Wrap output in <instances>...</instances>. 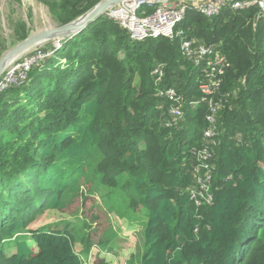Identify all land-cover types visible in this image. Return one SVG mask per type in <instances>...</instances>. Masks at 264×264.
Returning a JSON list of instances; mask_svg holds the SVG:
<instances>
[{
	"label": "trees",
	"instance_id": "obj_1",
	"mask_svg": "<svg viewBox=\"0 0 264 264\" xmlns=\"http://www.w3.org/2000/svg\"><path fill=\"white\" fill-rule=\"evenodd\" d=\"M39 1L60 25L99 0ZM175 28L227 58L214 137L204 135L206 104H189L200 99L201 75L179 40L131 42L105 15L61 41L25 85L0 93V264H83L92 247L108 245V213L139 224L138 264H264V13L189 10ZM157 63L182 98L176 126L164 127L167 104L154 97ZM90 165L113 198L105 210L94 204ZM76 199L91 200L93 222L80 253L67 228L29 227Z\"/></svg>",
	"mask_w": 264,
	"mask_h": 264
},
{
	"label": "built area",
	"instance_id": "obj_2",
	"mask_svg": "<svg viewBox=\"0 0 264 264\" xmlns=\"http://www.w3.org/2000/svg\"><path fill=\"white\" fill-rule=\"evenodd\" d=\"M252 6L257 7L259 13H264V0H176L174 2L171 0H126L109 7L103 15L117 23L126 32L131 42H143L157 38H166L170 41L179 40L182 57L200 70L201 78L198 84L200 99L189 104L192 106L199 103L206 104L205 119L207 126L204 129V135L211 138L216 134L215 122L217 113L223 106L222 99L228 96L227 93H224L223 97L215 98V94L222 84V78L227 67V58L214 45L189 38L182 31H176L175 27L189 10L199 12L206 17H212L220 14L226 7L237 10ZM145 8L152 10L146 12ZM57 46L55 47L57 48ZM23 56H27V54ZM19 59L16 61L18 62ZM32 61L31 58H27L25 65ZM17 62L10 70L5 69L1 74L0 93L9 87L10 80L4 74L13 72ZM151 76L154 97L159 100L158 108L163 107L165 103L167 104L165 112H163L165 117L163 125L164 127L176 126L185 116V110L181 104L182 98L173 86L164 83L165 66L163 63H157L154 66ZM209 155L205 149L197 153V156L204 158V160ZM209 173L207 171L206 177L209 176ZM198 182L200 189H204L206 184L203 183L202 179H198ZM196 191L197 189L192 192ZM206 199L209 201L210 197L208 196Z\"/></svg>",
	"mask_w": 264,
	"mask_h": 264
},
{
	"label": "rangeland",
	"instance_id": "obj_3",
	"mask_svg": "<svg viewBox=\"0 0 264 264\" xmlns=\"http://www.w3.org/2000/svg\"><path fill=\"white\" fill-rule=\"evenodd\" d=\"M23 24L26 26V37L39 29L58 25L51 19L47 7L39 0H0V56L10 47L21 41L18 40L15 31ZM60 44L56 48L54 47L53 40H50L36 46V50L33 49L34 51L31 50L26 53L27 56L22 55L21 57H17V59H20L18 62L15 60L17 65L13 71L14 73L7 72L4 74L10 80L9 87L20 88L25 85L30 78L29 71L37 65L42 66L45 63L43 61L47 60V56L49 58L53 50L60 47ZM26 57L33 60L32 64L28 63L25 65ZM58 61L61 63L65 62L64 59H59ZM16 62H12L7 67V70L11 69ZM8 88L4 89V91ZM93 166L90 165L86 177L91 182L89 185L93 191L94 204L100 209L105 210L107 205L112 204L113 201L111 199L113 198L106 196V190H104V187L95 176ZM90 202V199H87L83 203L80 199H76L62 210L47 208L35 218L29 227L36 229L43 225H57L59 228H67L76 238L75 250L80 253L81 249H83L80 242L81 238H83L89 227L93 228V222L87 219ZM136 217L140 222H144L147 215L144 214L141 217L136 215ZM106 218L110 221V226L105 227L103 226L104 224H101L103 230L100 240L102 243L107 242L108 245L106 248L102 246L100 248L98 246L92 247L87 256L82 254L84 257L83 264H138L142 250L141 228H139V224L137 222H128L126 226L122 227L123 225L120 226L119 224L120 219L113 213L106 214ZM113 221H115V224ZM124 221L122 220V223H125ZM104 223H106L105 219ZM99 226L100 224L96 228ZM20 234L28 235L27 232L22 231V233H15L11 238L13 239Z\"/></svg>",
	"mask_w": 264,
	"mask_h": 264
},
{
	"label": "water",
	"instance_id": "obj_4",
	"mask_svg": "<svg viewBox=\"0 0 264 264\" xmlns=\"http://www.w3.org/2000/svg\"><path fill=\"white\" fill-rule=\"evenodd\" d=\"M126 0H99L93 7L75 19L60 25L39 29L10 47L0 56V76L7 63L36 49L39 44L53 40L54 45L69 39L83 30L90 22L104 14L111 6ZM33 48V49H32Z\"/></svg>",
	"mask_w": 264,
	"mask_h": 264
},
{
	"label": "crops",
	"instance_id": "obj_5",
	"mask_svg": "<svg viewBox=\"0 0 264 264\" xmlns=\"http://www.w3.org/2000/svg\"><path fill=\"white\" fill-rule=\"evenodd\" d=\"M174 1H176V0H171V2H174ZM114 222V224H115V221H113ZM125 223H122V221H119V224H120V226H122V227H124V226H126V224L128 223V221L127 220H125L124 221ZM113 224V223H112ZM140 228V227H139ZM141 231V230H140ZM127 234H129V233H127Z\"/></svg>",
	"mask_w": 264,
	"mask_h": 264
},
{
	"label": "bare ground",
	"instance_id": "obj_6",
	"mask_svg": "<svg viewBox=\"0 0 264 264\" xmlns=\"http://www.w3.org/2000/svg\"><path fill=\"white\" fill-rule=\"evenodd\" d=\"M60 43H61V42H60ZM60 43H59V44H60ZM59 44H57V45L59 46ZM58 46H57V47H58ZM32 49H33V48H32ZM15 60H17V58H15L14 60H12V61H10L9 63H7L5 69H7V67H8L12 62H14ZM9 70H10V69H9Z\"/></svg>",
	"mask_w": 264,
	"mask_h": 264
},
{
	"label": "clouds",
	"instance_id": "obj_7",
	"mask_svg": "<svg viewBox=\"0 0 264 264\" xmlns=\"http://www.w3.org/2000/svg\"><path fill=\"white\" fill-rule=\"evenodd\" d=\"M56 45H54V47H55Z\"/></svg>",
	"mask_w": 264,
	"mask_h": 264
}]
</instances>
